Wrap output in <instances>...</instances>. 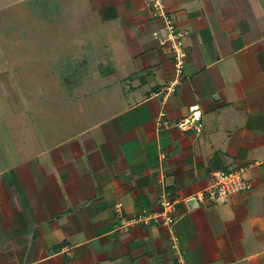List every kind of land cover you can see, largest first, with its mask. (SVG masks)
<instances>
[{
    "label": "crops",
    "instance_id": "0c3cea01",
    "mask_svg": "<svg viewBox=\"0 0 264 264\" xmlns=\"http://www.w3.org/2000/svg\"><path fill=\"white\" fill-rule=\"evenodd\" d=\"M6 1L59 11L55 58L90 98L54 105L52 126L0 120V264H264V0H165L180 80L148 0ZM239 170L251 190L198 201ZM164 197L175 225L122 227Z\"/></svg>",
    "mask_w": 264,
    "mask_h": 264
},
{
    "label": "rangeland",
    "instance_id": "374dc122",
    "mask_svg": "<svg viewBox=\"0 0 264 264\" xmlns=\"http://www.w3.org/2000/svg\"><path fill=\"white\" fill-rule=\"evenodd\" d=\"M19 3L0 11V120L33 122L36 128L52 126L54 105L70 100L86 106L90 95L76 89L86 81L68 76L75 66L68 59L55 58L59 48L55 46L58 33L53 28L59 11H29L28 4ZM53 58L56 62L48 61ZM62 66L68 80H60Z\"/></svg>",
    "mask_w": 264,
    "mask_h": 264
},
{
    "label": "built area",
    "instance_id": "2783aa9c",
    "mask_svg": "<svg viewBox=\"0 0 264 264\" xmlns=\"http://www.w3.org/2000/svg\"><path fill=\"white\" fill-rule=\"evenodd\" d=\"M148 3L154 13L166 21L168 36L164 43L169 45V49L175 57L176 71L180 80L184 73L185 59L187 57L183 42V36L185 33L179 31L174 20L168 16L165 0H148ZM178 81L171 83L165 88L164 91L166 94H171L176 91L179 83ZM196 120L197 118L194 116L179 124V127L185 131L191 129V125L195 124ZM251 189L252 184L244 177L242 170L229 172L219 171L212 174L208 189L205 193L198 196V201H209L211 204H223L227 203L233 196ZM177 205L178 202L171 201L168 197H164L161 201V212L149 213L148 211H143L137 217L123 221L122 227L128 228L132 225L151 223L171 226L175 225L178 221Z\"/></svg>",
    "mask_w": 264,
    "mask_h": 264
},
{
    "label": "water",
    "instance_id": "95a60500",
    "mask_svg": "<svg viewBox=\"0 0 264 264\" xmlns=\"http://www.w3.org/2000/svg\"><path fill=\"white\" fill-rule=\"evenodd\" d=\"M194 202H196V200L191 201V203H194ZM191 203H190V204H191Z\"/></svg>",
    "mask_w": 264,
    "mask_h": 264
}]
</instances>
